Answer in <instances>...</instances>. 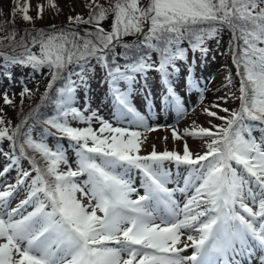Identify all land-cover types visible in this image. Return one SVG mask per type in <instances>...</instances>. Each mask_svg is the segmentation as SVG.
I'll use <instances>...</instances> for the list:
<instances>
[{
	"label": "snow or ice",
	"instance_id": "snow-or-ice-1",
	"mask_svg": "<svg viewBox=\"0 0 264 264\" xmlns=\"http://www.w3.org/2000/svg\"><path fill=\"white\" fill-rule=\"evenodd\" d=\"M14 3L13 23L17 11L24 21L33 20L29 0ZM48 3L57 7L55 0ZM85 7L87 18L68 17L69 24L94 25L83 35L52 25L51 32L35 30L38 38L32 37L30 43L21 37L17 44L15 29L0 37V44L7 39V47L23 48L18 56L0 52L7 64L47 67L51 77L41 104L15 127L11 121L5 126L0 115V141L7 139L12 149L11 163L0 176L19 165L22 157L36 173L17 168L16 182L0 190V264H236L237 254L251 255L257 246L264 250V0H148L146 5L142 0H111L107 7L89 0ZM37 9L36 18H42L43 5ZM109 14L112 24L107 31L101 21ZM224 29L232 33V58L240 77V95L234 98L239 99V108L214 103L212 108L226 115L211 108L204 113L223 124L205 128L193 121L191 129L183 130V135L202 141L206 149L202 153H193L185 141L183 154L157 152L153 145L150 153L141 155V132L130 129H154L131 102L137 76L146 79L149 71L158 72L166 86L164 103L171 98L183 114L184 105L171 81L180 71L177 61L187 60L189 48L206 55V41ZM141 34L143 39L136 44L123 42L124 37ZM184 41L188 47H182ZM34 46L38 52L32 51ZM117 46L124 51L117 53ZM153 51L158 61L152 60ZM118 57L124 58L123 64ZM93 58L106 70L115 123L126 122L128 127L114 126L96 111L85 115L75 106L77 89L87 86L86 66ZM73 64L78 72L69 71ZM188 72L191 88L195 86L191 66ZM58 81L62 85L55 87ZM231 83L229 74L225 86ZM25 95H32L27 86L20 93L21 104ZM3 102L14 107L7 91ZM45 102L53 105L54 114L45 118L36 140L29 119ZM70 119L88 126L73 127ZM94 119L98 129L91 126ZM256 128L259 137L253 134ZM51 129L69 141L75 167L63 146L53 151L45 142L54 134ZM172 135L182 139L176 129ZM28 149L39 154L43 166ZM166 164L185 167L182 186L168 187L171 172ZM133 170L140 173L138 186ZM29 179L26 197L11 207L14 194ZM177 193L184 199H176ZM189 249L191 254H185Z\"/></svg>",
	"mask_w": 264,
	"mask_h": 264
},
{
	"label": "rangeland",
	"instance_id": "rangeland-1",
	"mask_svg": "<svg viewBox=\"0 0 264 264\" xmlns=\"http://www.w3.org/2000/svg\"><path fill=\"white\" fill-rule=\"evenodd\" d=\"M29 2L31 5L29 14L33 17V20L30 22L24 21L22 19V14L17 11L13 23L12 9L15 7L14 0H0V24L3 25L4 29L0 31V37L7 36L15 29L17 33L15 37L16 41L23 37L26 42L30 43L31 37L35 36L38 38V33L35 30L44 29L47 32H51L52 25L56 26V30H60V27L67 25H73L72 27L75 29L80 25L74 23L69 24L68 17H74L80 14L87 18L89 14V9L85 7V5L89 3V0H55V4L57 5L55 8L49 5L48 0H29ZM110 2L111 0H99V3L105 5V7H107ZM145 2H148V0H142V3L146 5L147 3ZM21 3H23V0H21ZM37 5H43L42 18L39 19L36 18L38 11ZM111 24V14H109L106 20L101 21V26L107 31L111 30ZM83 26L84 30L94 29V25L83 24ZM25 30H27V33ZM84 30L80 33L84 34ZM133 36L134 35L124 37L123 42ZM3 42H5V46L9 44L7 39ZM233 47L234 45L231 46V50ZM189 66L192 68L191 79L195 85L191 88L188 84L190 78L188 72ZM178 68L180 69L178 72V83L175 84L176 79H171V81L175 92L181 98V102L184 105L185 111L183 114L178 113L175 101L171 98L167 104L164 103L163 98L167 95L166 86L161 82L158 72L149 71L146 79L139 77L140 82L136 79V83L133 85L131 102L137 111L145 116L149 129H154L145 130L142 127L137 128L135 126H132L130 129L141 132V139L143 141L140 149L141 155L150 153L153 150V145H155V150L157 152L169 150L183 154L185 141L193 153H202L206 150L202 147V141L199 138L183 135V130L185 128L191 129L193 121H195L196 125L205 128H211L212 125L223 124V121L209 117L204 113L205 108H211L212 111H217L220 116L226 115L223 111L212 108L214 103H219L221 108H228L230 110L238 108L240 105L239 99L234 98L240 95V77L237 76V69L233 63L232 51L229 52L228 45H225V38H222L218 45L211 48L206 55L197 53L189 64H182ZM229 74H231V78H238L237 83L232 87H230V85L225 86L226 78ZM200 89H203V92H201ZM229 93L234 95L229 96ZM76 96L77 100L75 106L81 111H84L85 115H89L92 111H96L99 116L109 120L114 126L128 127L126 122L120 124L115 123L113 117V103L109 95V88L101 79H87V86L78 88ZM225 96H227L226 100L218 99ZM15 99L17 100V98ZM0 101L3 102V94H1V91ZM4 108L7 116H13V111L16 110L15 107L10 105ZM209 121H211V124ZM70 124L73 127L81 128L88 126L85 122L71 119ZM91 126L94 129H98L100 127L99 121L94 119ZM173 129L177 130L182 136V139L173 138ZM257 131V128L254 129V135L260 136ZM55 140L57 139L51 137L47 138V144L53 151L57 147ZM58 140V146H63L67 150L66 155L70 162H73V167H75L74 161L76 157L73 149L69 147V141L64 137ZM190 142L191 145H193L192 147L190 146ZM11 154V149L9 151L7 149H5V151L0 149V171L11 163L9 159ZM34 155H36L37 160L41 163V166H43V161L40 160L39 154L35 153ZM25 165H27V162L20 159L19 165L13 166L7 174L0 176V190H3V186L9 183H15L18 175L17 168L25 170ZM61 168L64 169L65 166L61 165ZM166 168L171 172V182L168 186L171 188H176L178 184L182 186V177L186 175L185 167L180 166V168L177 169L174 164H166ZM135 171L137 170L132 171L131 176ZM28 183H30V179L25 185L18 188L14 194V198L11 199V207H15L26 197ZM176 199L183 200L184 197L180 193H177ZM31 210V207L27 209V211Z\"/></svg>",
	"mask_w": 264,
	"mask_h": 264
},
{
	"label": "trees",
	"instance_id": "trees-1",
	"mask_svg": "<svg viewBox=\"0 0 264 264\" xmlns=\"http://www.w3.org/2000/svg\"><path fill=\"white\" fill-rule=\"evenodd\" d=\"M147 3V2H145ZM73 25H67L60 27L61 29L64 30H77L79 32L84 30L83 24H80L79 27L73 28ZM147 28V25L145 26V29ZM30 33V32H29ZM81 35H83L81 33ZM34 37V36H33ZM222 38H225V45H228L229 47V52L231 51V46L230 41L232 40V33L228 29H224L221 31L218 37L209 39L206 41V46L210 50L214 46H217V40L219 42L221 41ZM32 39V37H31ZM143 39V35H134L132 38L128 39L124 43H127L129 45L131 44H136L140 40ZM20 39H18L16 42L17 44L19 43ZM3 42L0 44V52L6 53L7 55H20L21 52H23L22 47H18L16 44L13 45L12 48L5 46ZM8 45V44H7ZM182 47H188V42L184 41L182 44ZM13 48H15V51H13ZM32 51H39L38 46H34L32 48ZM124 49L120 46H117L116 52L120 53L123 52ZM200 53L199 51H196L193 53L191 49L189 48V51L187 53V60L186 61H177V66L185 63L189 64L190 61L193 59L194 55ZM151 58L153 61H158V55L156 52L151 53ZM119 63L123 64L124 63V58L123 57H118ZM80 69L78 66L75 64L69 66V71H74L78 72ZM9 73L11 75H9ZM86 74L87 78L97 76L99 74L101 79L105 81L106 77V70L99 64L95 58L91 59L87 66H86ZM177 73H174L172 77H175ZM51 79L49 75V70L47 67L41 68L39 70H34L31 66H24L20 64H14V65H9L7 64L3 57L0 56V91L1 94H3L5 91L8 92L10 98L13 100L14 107L16 108L15 111H13V116H7L5 114V108L9 105L4 104V102L0 101V109H3V112L0 113V115H3L5 118V126H7V122L11 121V126L15 127L17 124H19L22 119L28 115L30 111H32L36 105L41 104V96L45 92V89L48 85L49 80ZM73 79H76L74 76ZM237 79L235 77H232V83L231 86L235 85L237 83ZM62 85L61 81H58L55 85V87H60ZM27 86L30 90H32V95L28 96L25 95L23 98V104H21V96L20 93L23 90V88ZM50 95H54V90ZM17 98V100L15 99ZM11 106V105H10ZM239 108V107H238ZM235 108V109H238ZM54 114V107L51 103L45 102L41 108L39 109L38 113H33L32 117L29 119V124L33 125V131H32V136L33 139L39 140V137L41 135V132L43 128L45 127L44 120L48 116ZM253 123V122H252ZM258 123V122H257ZM51 131L54 133L53 135L56 136H62L59 132H57L55 129H51ZM0 149H7L8 151L11 149L10 147V142L7 139H4L3 141H0ZM12 150V149H11ZM28 154L34 155L31 149H28ZM22 160H25L27 162V170L32 173V176H35V172L32 171V166L29 163L28 159L26 158H21ZM41 160V158H40Z\"/></svg>",
	"mask_w": 264,
	"mask_h": 264
},
{
	"label": "bare ground",
	"instance_id": "bare-ground-1",
	"mask_svg": "<svg viewBox=\"0 0 264 264\" xmlns=\"http://www.w3.org/2000/svg\"><path fill=\"white\" fill-rule=\"evenodd\" d=\"M196 145V144H195ZM190 146L192 147L193 145H191V142H190ZM196 148V147H195ZM196 150V149H195ZM258 247V246H257Z\"/></svg>",
	"mask_w": 264,
	"mask_h": 264
}]
</instances>
